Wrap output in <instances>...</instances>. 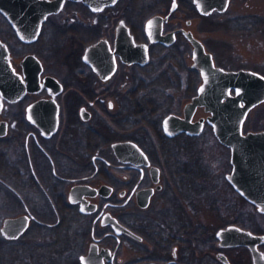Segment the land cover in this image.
Returning <instances> with one entry per match:
<instances>
[{
    "label": "flooded vegetation",
    "instance_id": "flooded-vegetation-1",
    "mask_svg": "<svg viewBox=\"0 0 264 264\" xmlns=\"http://www.w3.org/2000/svg\"><path fill=\"white\" fill-rule=\"evenodd\" d=\"M232 2L203 12L197 0H117L100 10L64 0L41 25L25 19L23 38L0 11V36L15 71L25 79L22 61L30 53L42 63L33 75L35 89L5 99L0 110V206L20 208L2 223L6 217L26 221L17 237L1 230L5 264H254L246 231L260 236L256 247L264 255V210L238 188L254 190L248 180L229 178L232 149L206 120L209 112L197 114L205 106L191 117L203 120L198 133L164 125L170 113L186 117L185 105L203 82L186 31L205 44L217 66L257 71L218 62L194 30L197 23L205 31L206 18L224 16ZM231 20L234 30L264 36V10ZM167 35L173 43H166ZM49 49L52 69L41 52ZM180 55H190V65ZM174 103L181 108L172 109ZM207 125L229 149V171L205 168ZM126 141L141 151L115 148ZM206 193L215 217L209 222L195 217Z\"/></svg>",
    "mask_w": 264,
    "mask_h": 264
},
{
    "label": "water",
    "instance_id": "water-1",
    "mask_svg": "<svg viewBox=\"0 0 264 264\" xmlns=\"http://www.w3.org/2000/svg\"><path fill=\"white\" fill-rule=\"evenodd\" d=\"M82 1L90 5L92 9L100 10L107 5L114 4L117 0ZM63 2L64 0H0V11L13 22L18 35L23 38L22 22L25 19L36 18L41 25L49 12L61 9ZM197 2L203 12H208L214 7L224 9L227 4V0H197ZM175 8L174 3L172 10ZM158 18L160 16H155L152 20ZM151 34L153 38L158 36L155 31ZM186 35L194 45L192 65L201 69L203 82L199 86L198 94L185 105L186 117L170 113L165 117L164 125L168 130L171 123L175 124L178 128L173 131L174 133L181 130L198 133L203 127V120L192 122L191 117L198 105H204L205 110L209 112L206 120L212 124L216 136L232 149L235 173L228 175L229 178L233 181L234 177L248 180L247 186L251 185L254 190L244 189L239 184L238 188L247 198L264 210V130L243 133V123L248 111L264 100V75L248 69L227 71L217 66L212 52L207 51L205 44L190 30L186 31ZM167 37H169L166 38L167 44L174 42L173 37L171 38L170 35ZM145 57L143 62L149 60L148 54ZM22 64L25 68V79L21 73L15 71L8 45L0 36V110L3 108L5 99L18 100L27 89H35L33 82L37 78L33 75L37 76L41 72V60L35 54L30 53L25 56ZM33 65L35 69L32 74L28 69ZM50 78L49 76L48 79ZM232 89L235 90L234 93L231 92ZM125 146H133L135 151H141L133 141L115 144V148H119V151ZM25 225L26 221L23 216L6 217L1 230L5 236L17 237ZM120 229L133 233L123 225H120ZM224 232L225 230L221 231V238L224 237L222 234ZM246 235L251 239L246 242L252 248L254 264H264V255L256 247L260 236L250 231H246Z\"/></svg>",
    "mask_w": 264,
    "mask_h": 264
},
{
    "label": "rangeland",
    "instance_id": "rangeland-1",
    "mask_svg": "<svg viewBox=\"0 0 264 264\" xmlns=\"http://www.w3.org/2000/svg\"><path fill=\"white\" fill-rule=\"evenodd\" d=\"M264 10V0H233L227 13L224 16H219L214 21L208 20L206 18V28L205 31L201 32L199 27L197 28V23L194 25V30L204 36L209 48L215 53L218 62L224 64L229 68H237L240 66H246L251 69L257 70L263 73L264 75V63L261 61V57H264V36L261 33H255L248 35L243 28H237V30L232 29V26H236V22L231 20V18L239 19L242 17V14L251 11H261ZM1 19V18H0ZM232 22V23H231ZM1 23V20H0ZM184 26L186 24L184 23ZM2 27V26H1ZM260 31V30H259ZM3 36L9 34L8 31H1ZM14 44V42H11ZM14 52L20 53L23 52L21 46H13ZM44 55V58L48 63H51L54 54L52 50L41 51ZM252 57L250 61H246L244 58ZM182 58V61L185 59L186 63L190 65L192 59L189 56ZM50 68H53L52 63ZM182 68H180V73H183ZM183 104V103H182ZM181 104V105H182ZM172 109H179L181 106L175 103L171 106ZM197 114H208L204 109L199 110ZM245 130H257L264 129V100L253 107L249 112L244 122ZM204 139V161L206 170L209 167L212 169L220 168L221 172L229 171V159L230 152L228 147L221 144L218 139L215 137L210 126H206L205 132L203 134ZM210 185V184H207ZM211 195L206 193L204 198L199 200V204L194 206L199 208V212L195 217H200L207 219V221H213L214 214L209 206L211 201ZM5 198V197H4ZM2 201H5L2 199ZM0 206V264H5V249L6 243L1 237V227L3 226L2 220L5 216L9 215L12 212H20V208L15 207V209H8L6 206H3L4 203ZM193 207V208H194ZM210 207V209H209ZM212 224V222H210Z\"/></svg>",
    "mask_w": 264,
    "mask_h": 264
},
{
    "label": "snow or ice",
    "instance_id": "snow-or-ice-1",
    "mask_svg": "<svg viewBox=\"0 0 264 264\" xmlns=\"http://www.w3.org/2000/svg\"><path fill=\"white\" fill-rule=\"evenodd\" d=\"M175 6V5H174ZM150 24H151V22H150ZM206 80H207V78H206ZM201 91H203V88H201ZM165 123H167V122H165ZM82 211H83V209H81Z\"/></svg>",
    "mask_w": 264,
    "mask_h": 264
}]
</instances>
